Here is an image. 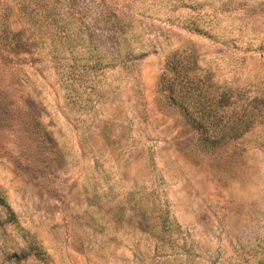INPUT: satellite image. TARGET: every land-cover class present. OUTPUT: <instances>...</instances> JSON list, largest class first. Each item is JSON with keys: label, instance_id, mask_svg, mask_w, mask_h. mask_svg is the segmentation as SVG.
<instances>
[{"label": "rangeland", "instance_id": "obj_1", "mask_svg": "<svg viewBox=\"0 0 264 264\" xmlns=\"http://www.w3.org/2000/svg\"><path fill=\"white\" fill-rule=\"evenodd\" d=\"M0 44L24 59L13 76L59 154L33 167L0 126V187L19 218L0 207V264H264V0H0ZM177 50L259 99L218 158L187 151L158 100Z\"/></svg>", "mask_w": 264, "mask_h": 264}, {"label": "trees", "instance_id": "obj_2", "mask_svg": "<svg viewBox=\"0 0 264 264\" xmlns=\"http://www.w3.org/2000/svg\"><path fill=\"white\" fill-rule=\"evenodd\" d=\"M5 49L12 52L13 47L0 44V126L8 131L5 137H10L11 148L19 142L15 147L24 160L33 167L39 164L50 170L59 156L56 141L41 118L25 105L29 90L21 79L25 74L24 59L4 56ZM16 70L21 71L20 78L13 76ZM157 91L161 106L181 118L187 151L191 153L197 151L218 158L229 144L251 130L262 115V110L257 109V97L249 99L243 90L218 83L195 58H183L179 50L168 55ZM0 207L5 211L6 223H18V215L1 187ZM23 236L29 254L40 260L49 259L35 234L26 231Z\"/></svg>", "mask_w": 264, "mask_h": 264}]
</instances>
